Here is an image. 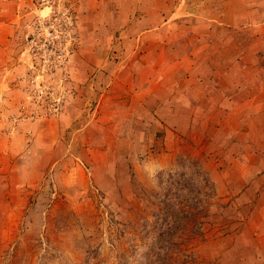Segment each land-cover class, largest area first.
I'll list each match as a JSON object with an SVG mask.
<instances>
[{
    "label": "rangeland",
    "instance_id": "1",
    "mask_svg": "<svg viewBox=\"0 0 264 264\" xmlns=\"http://www.w3.org/2000/svg\"><path fill=\"white\" fill-rule=\"evenodd\" d=\"M181 1L0 0V264H264V64H222ZM211 63L242 108L174 121Z\"/></svg>",
    "mask_w": 264,
    "mask_h": 264
},
{
    "label": "crops",
    "instance_id": "2",
    "mask_svg": "<svg viewBox=\"0 0 264 264\" xmlns=\"http://www.w3.org/2000/svg\"><path fill=\"white\" fill-rule=\"evenodd\" d=\"M153 1L155 0H142V3L150 5ZM179 1L180 0H178V2ZM181 3L184 5V8L181 10V12H179L177 10V4L178 7L181 8L182 7ZM191 4L194 6H191ZM259 4H260V0H183L180 3H175V6L173 8L175 11L173 10L169 14L170 16L175 14V19L182 17H191L190 19L194 18L196 23H200L198 31L194 30L190 34L189 38L191 39L193 38V36L200 35V33H202L203 35L206 34L213 35L215 33L217 38H220L221 34L226 36L228 39L225 38V42H224L225 44L223 45V47L221 46L220 49L221 51H224L226 49L229 50L230 48L228 45H230V47L234 48V52L233 51L229 52L230 56H223L222 54L221 56L223 57L222 60L224 58L228 59L221 61L222 64L230 65V66H234L238 64L256 65L257 63L264 64V33H262L261 31V29L264 30V26H263L264 6H259ZM191 7H194V9ZM184 10H187L188 12H185ZM260 15H261V19H259ZM161 27L162 26H158L159 30L161 29ZM255 59H259V60L255 61ZM212 61L213 60L210 59V62ZM211 64L212 66L209 72H208V68L206 67L205 69L206 72L202 74L203 77L201 74L195 76L192 75L191 80L192 82L195 83L194 85L197 86L196 89L192 87L194 91L190 92L191 88H187V89L181 88L180 90L179 89L175 90L174 85L170 87L171 89L170 95L173 96L170 98V101H172L175 98V101L176 102L178 101L180 103L179 105L183 109L181 112L184 113L183 118H180L178 114L179 110H177L175 115L169 112L174 117V121L181 119L183 120L187 119V122L191 120L195 121L197 120V118L199 119V116H197L198 113L200 115L207 113L201 110H197V109L195 110L194 103L192 104L190 100L192 96H194L195 98L194 100H198L199 102L200 100H202V98L211 99L210 101H208V103L212 102L211 105L212 107L210 108L216 106V103L217 105L218 104L221 105V103H223L224 93L226 92L224 91V89L230 87L229 85H231L230 91L233 94L232 104L235 105L237 111L239 110V108H242V105L246 100L243 98V90L241 95L239 92L240 89L237 90L236 86L240 85V82H238V80H241V78L246 79L245 76H241L239 79V77H235V76L232 77L230 74L228 77V74H224L225 71H227L224 69L223 72L219 71L218 73L211 75L212 74L211 72H216V69L219 70V66H217V64L216 65L215 63H211ZM213 66H216L217 68L213 69ZM260 75H257L258 80H262V78H264L262 76L263 74ZM224 79L227 82H225V84L223 85H220V82ZM181 92L182 95L177 96ZM181 101L183 103H181ZM217 101L220 102L218 103ZM200 103L202 106L207 107V103L204 102H200ZM167 106H163V108ZM257 106L258 104L256 103L252 104L250 111L252 113L260 111V108H257ZM171 111L174 112V109L171 108ZM217 113L220 112L217 111ZM162 116H161L162 120L167 122L166 119H168V117H162ZM241 116H246L244 111H241ZM255 118L256 117H253L252 119H254L256 122L259 121L261 122L262 119L261 116H258L257 119ZM232 119H234V117ZM216 121L218 124H220V121L218 119ZM244 127H245V121L241 122V120L238 118L237 124L234 127L231 126L229 129L224 130L225 132L228 133L219 141L223 142L224 144H229V142L232 143L234 138L233 135H235V139H238V136H236V134H240L239 130L243 129ZM215 139L217 138H214V140ZM210 141H212V138ZM235 162L236 161H234L231 164L232 168L230 169V171L236 172L235 175H239V178L243 176L245 177L244 179H246L251 174L253 175L254 173H256L257 169L255 166H253L254 167L253 168L245 163L243 166L238 165L237 167L238 172H237L235 169H233ZM236 187L237 188L235 192L237 193L239 183H237Z\"/></svg>",
    "mask_w": 264,
    "mask_h": 264
},
{
    "label": "trees",
    "instance_id": "3",
    "mask_svg": "<svg viewBox=\"0 0 264 264\" xmlns=\"http://www.w3.org/2000/svg\"><path fill=\"white\" fill-rule=\"evenodd\" d=\"M195 170H196V168H195ZM197 174L199 175L200 172H197V173H196V176H198ZM204 178H206V177H204ZM206 180H207V178H206ZM207 181H208V180H207ZM208 182H209V181H208ZM207 184H208V183H207ZM201 187H202V186H201ZM201 187H199V188L201 189ZM197 188H198V187H197ZM175 223H177V222L175 221Z\"/></svg>",
    "mask_w": 264,
    "mask_h": 264
},
{
    "label": "built area",
    "instance_id": "4",
    "mask_svg": "<svg viewBox=\"0 0 264 264\" xmlns=\"http://www.w3.org/2000/svg\"><path fill=\"white\" fill-rule=\"evenodd\" d=\"M42 2L44 1V0H41Z\"/></svg>",
    "mask_w": 264,
    "mask_h": 264
}]
</instances>
